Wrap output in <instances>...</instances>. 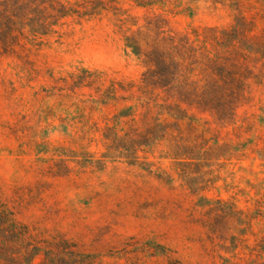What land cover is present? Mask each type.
Returning <instances> with one entry per match:
<instances>
[{"label":"rangeland","instance_id":"obj_1","mask_svg":"<svg viewBox=\"0 0 264 264\" xmlns=\"http://www.w3.org/2000/svg\"><path fill=\"white\" fill-rule=\"evenodd\" d=\"M0 264H264V0H0Z\"/></svg>","mask_w":264,"mask_h":264},{"label":"trees","instance_id":"obj_2","mask_svg":"<svg viewBox=\"0 0 264 264\" xmlns=\"http://www.w3.org/2000/svg\"><path fill=\"white\" fill-rule=\"evenodd\" d=\"M67 16L65 13L62 15V17ZM74 263H84L83 260L78 261L77 259H72Z\"/></svg>","mask_w":264,"mask_h":264}]
</instances>
